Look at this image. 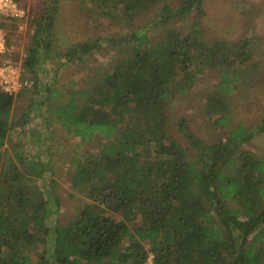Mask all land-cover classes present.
Returning <instances> with one entry per match:
<instances>
[{
	"label": "trees",
	"instance_id": "obj_1",
	"mask_svg": "<svg viewBox=\"0 0 264 264\" xmlns=\"http://www.w3.org/2000/svg\"><path fill=\"white\" fill-rule=\"evenodd\" d=\"M90 2L99 17L131 27L109 39L117 58L108 69H95L84 87L69 88L64 99L46 88V98L54 97L46 112L68 134L102 138L95 152L74 161L70 174L71 189L84 203L65 223L49 224L58 197L36 183L44 164L5 149L0 264H145L149 257L152 264H264V155L245 147L264 131V117L252 126L242 119L232 124L230 117L237 92L255 86L262 72L254 38L208 41L197 20L178 30L176 17L204 15L203 0ZM53 9L34 18L25 49L23 69L35 79L40 36L51 34ZM153 10L156 16L147 17ZM139 16L150 20L132 26ZM160 26L164 32L151 37ZM101 43H76L65 55L82 61ZM208 67L219 77L204 94V116L223 133L205 142L181 116L176 129L190 152L170 134L166 106ZM26 89L14 94L0 86V149L29 120V110L14 112Z\"/></svg>",
	"mask_w": 264,
	"mask_h": 264
},
{
	"label": "rangeland",
	"instance_id": "obj_2",
	"mask_svg": "<svg viewBox=\"0 0 264 264\" xmlns=\"http://www.w3.org/2000/svg\"><path fill=\"white\" fill-rule=\"evenodd\" d=\"M25 3L26 16L20 21L5 25L8 50L0 64L11 63L18 68L21 82L19 90L23 87L28 89L16 98L14 112L19 116L29 110V120L25 126L9 133L0 153L7 149L8 154L12 155L14 149L21 150L22 157L26 160L44 164L46 170L37 178L36 183L41 188L50 189L58 197V209L51 213L47 222L62 224L80 211L85 200L83 195L71 189L70 174L74 161L82 153L95 152L100 147L102 138L83 141L68 134L60 122L46 112L47 103L54 99L53 96L46 98V88L50 86L59 91V99H64L69 88L84 87L93 78L95 69L106 70L117 58L111 45L108 46L111 44L109 39L130 31L131 26L99 17L91 11L93 5L90 0H26ZM47 6L51 10L54 8L55 18L51 34L47 37L43 34L40 36L44 40H41L42 45L39 47L41 55L35 79L23 69V60L25 49L31 44L34 18L41 17ZM203 8L205 13L202 16L193 12L187 17H176L174 24L178 30L186 31L197 20L202 29V38L208 41L236 40L247 36L254 38L253 55L259 60L262 72L255 86L251 85L246 91L237 92L233 102L236 108L230 114L232 124L242 119L246 126H252L264 117V0H203ZM155 16L156 11L153 10L147 17L153 19ZM147 20L146 17L139 16L132 26L147 24ZM163 32L164 28L160 26L152 28L149 34L154 37ZM97 38H101L102 43L86 54L82 61L69 59L65 55L74 44ZM49 40L48 47L45 43ZM218 77V71L206 68L191 89L177 95L166 106L170 134L179 137L190 152L193 150L188 141L176 129V122L181 116L186 118L190 131L205 142H215L223 133L221 129L213 127L204 116V94ZM34 81L37 82L36 86H33ZM245 147L257 155H264V131L254 135L245 143Z\"/></svg>",
	"mask_w": 264,
	"mask_h": 264
},
{
	"label": "built area",
	"instance_id": "obj_3",
	"mask_svg": "<svg viewBox=\"0 0 264 264\" xmlns=\"http://www.w3.org/2000/svg\"><path fill=\"white\" fill-rule=\"evenodd\" d=\"M26 0H0V53L8 50L5 25L20 21L26 16ZM0 86L3 91L15 93L21 87L18 68L11 63L0 64ZM145 264H152L151 257Z\"/></svg>",
	"mask_w": 264,
	"mask_h": 264
}]
</instances>
